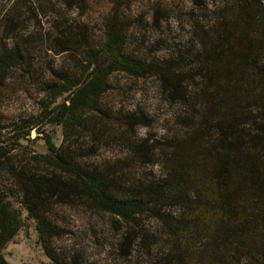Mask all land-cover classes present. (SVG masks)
Returning <instances> with one entry per match:
<instances>
[{"label": "rangeland", "instance_id": "rangeland-1", "mask_svg": "<svg viewBox=\"0 0 264 264\" xmlns=\"http://www.w3.org/2000/svg\"><path fill=\"white\" fill-rule=\"evenodd\" d=\"M30 1L0 0V65L4 54L18 55L0 85V147H7L10 157L0 164V199L18 211L22 225L4 249L5 258L11 264H53L48 248L63 264H164L169 237L158 219L144 213L128 225L94 206L75 173L39 155L47 152L49 136L56 147L68 145L66 160L108 177L121 196H145L148 186L166 176L163 153L194 129L183 119L195 122L200 117L192 95L187 104L172 98L156 73H114L109 92L87 111L81 129L68 140L61 125L43 118L41 108L52 87L80 75L85 49L100 47L114 26L123 34L124 55L185 72L205 41L223 34L225 23L239 18L242 9L255 10L257 0H71L72 6L70 0ZM70 32L77 42L72 51H62L56 38ZM185 81L193 93L198 81ZM61 102L70 103L66 96ZM22 122L31 134L19 142L12 132ZM144 143V148L150 147L148 159L135 152ZM22 169L68 186L47 200L25 196L19 180ZM34 202L37 209L30 211ZM167 209L175 216L180 212ZM38 223L58 232L42 239Z\"/></svg>", "mask_w": 264, "mask_h": 264}, {"label": "trees", "instance_id": "trees-1", "mask_svg": "<svg viewBox=\"0 0 264 264\" xmlns=\"http://www.w3.org/2000/svg\"><path fill=\"white\" fill-rule=\"evenodd\" d=\"M255 5V10L246 13L242 9L239 18L225 23L219 37L205 41L185 72L124 55L123 34L114 26L100 47L85 49L80 75L52 87L41 108L43 118L61 125L68 140L81 129L87 111L95 109L98 99L109 92L114 73L132 77L156 73L172 98L187 104L192 95L200 117L195 122L192 117L183 119L194 129L163 153L166 176L148 186L145 196H121L108 177L66 160L68 145L56 147L49 136L47 152L39 155L48 164L75 173L82 193L94 206L128 225L135 224L139 214L158 219L169 237L164 264L174 260L177 264H233L235 260L264 264V4L257 0ZM62 35L56 38L62 51H72L75 35ZM17 57L15 53L3 55L0 85ZM188 78L198 81L191 83L193 93L185 81ZM62 96L70 103H60ZM30 134L25 122L12 132L18 141ZM147 143L135 150L144 159L149 158ZM8 161V148L0 147V164ZM19 178L21 193L42 200L65 192L68 186L45 175H29L24 169L19 170ZM169 207L178 208V216ZM28 208L36 210V202ZM17 212L0 199V264H11L4 249L21 229ZM37 229L42 239L58 232L44 223H38ZM46 252L53 264H63L50 249Z\"/></svg>", "mask_w": 264, "mask_h": 264}, {"label": "water", "instance_id": "water-1", "mask_svg": "<svg viewBox=\"0 0 264 264\" xmlns=\"http://www.w3.org/2000/svg\"><path fill=\"white\" fill-rule=\"evenodd\" d=\"M35 134H36V130H33V131H32V135H35Z\"/></svg>", "mask_w": 264, "mask_h": 264}]
</instances>
